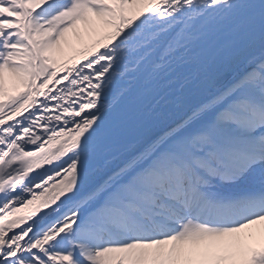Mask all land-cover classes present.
Returning a JSON list of instances; mask_svg holds the SVG:
<instances>
[{"label":"bare ground","instance_id":"1","mask_svg":"<svg viewBox=\"0 0 264 264\" xmlns=\"http://www.w3.org/2000/svg\"><path fill=\"white\" fill-rule=\"evenodd\" d=\"M114 1L119 3L124 9L132 7L134 12L140 9H147V14L157 11L163 3L162 0H157L148 6L149 0H99V4L104 3L106 7L104 6L95 14L77 23L71 30L64 33L60 39L53 40L48 33L44 32L42 38L48 45V52L59 57H62V55L69 57L73 51L81 49V46L86 41H90L105 32L107 30L106 22L113 16L111 11H109L111 9L108 3ZM145 22L146 19L141 18L126 29L122 28L121 36L129 34L131 30L140 29ZM139 32H135L136 35ZM165 36L167 35L160 33L159 36H155V39L159 40ZM262 48H264V42ZM251 49H246L241 54L239 64L236 65L237 62L227 64L225 67L219 68L215 74L225 70L232 74L240 65L245 63L246 58L250 57L248 56L249 54L251 55L255 52ZM263 55L264 53L262 52L258 53L259 57H263ZM86 58L74 61L73 68ZM14 59L18 62L20 56H16ZM71 70H73L71 67L67 69V71ZM18 74L17 69H11L9 72L0 71V82L15 83ZM236 77L237 75L233 79L236 80ZM210 87L211 81L201 86L205 90ZM38 94L43 96L41 91ZM195 99H199V96L195 95L192 100ZM173 117L179 118L178 115L173 114L169 119ZM167 125L165 123L162 124L160 120L156 124L157 127L152 130H147L142 134L138 133L137 135L143 137L141 142L120 157H117L114 162H103V167L100 171L89 174L78 186H66L62 183L63 178H59L57 182L54 180V182H46L36 187L33 189H37L36 192H28L26 199L20 198L18 201L13 200L5 203L0 209V264H31L30 261H26V258L32 250L24 243L36 235L38 229H40L41 220L56 218L59 210H61V203L65 202L69 197H80L83 192L100 183V180L107 176L111 169L121 166V159L142 150V147L148 141L153 140L156 137L155 135L162 132ZM7 131L2 130V133L8 134ZM4 156L5 154L2 150L0 159ZM31 165H33L31 167H35L34 164L31 163ZM70 177L72 180L77 178L73 175ZM68 190H70L69 195L66 194ZM262 254H264V219L243 227L239 232L225 233L222 236L212 237L197 244L181 243L176 246L168 242L158 246L136 245L125 250H107L98 252L95 255L85 250V257L91 261V264H264V257L261 258Z\"/></svg>","mask_w":264,"mask_h":264},{"label":"rangeland","instance_id":"2","mask_svg":"<svg viewBox=\"0 0 264 264\" xmlns=\"http://www.w3.org/2000/svg\"><path fill=\"white\" fill-rule=\"evenodd\" d=\"M13 2L11 5H7L5 12L10 16L9 23H11V28L13 29V32L9 34V38L18 37L19 33L21 32V29L25 26V20H26V14L24 13V10L20 3H22L20 0H9ZM104 1V0H102ZM151 4L154 1L157 0H149ZM88 3L89 0L86 2H81L80 0H77V2L74 3L71 12H70V18L69 20H72L74 18L81 17L82 14L84 15L88 10ZM96 5L103 8L106 5L99 4V0H96ZM108 6L113 14V17L110 19V22H107V30L105 32H102L98 37L86 41L81 47V49L77 51H73L69 57L66 55H62V57H57L55 55H50V53L45 50L46 45L43 43V39H39L35 37V39L31 40V45L29 53L25 55L22 61L19 63H13L12 65L9 64V66L18 67L20 71V75L17 76V80L15 83H6V82H0V115L2 112H6V108L8 107L7 112H11L13 109L21 108V105H24L26 102L30 101L33 92H35V83L38 80L36 69L40 71L41 76L43 75L46 77V79L43 77V81L47 80V82L52 80V76H49L48 72L49 70L53 71L55 73L56 70H60V68L66 67L70 62L77 59L78 57L84 56L91 51H95V49L100 46L104 45L105 43L111 42L109 41L110 38L115 39L116 36L119 34V28L120 26L125 27L126 25L130 24L133 20L137 19L140 15H143L146 12V9H140L136 12H133L128 8H122L118 3L116 2H109ZM87 14V13H86ZM85 14V15H86ZM65 18H61L59 20H53L52 26L54 28H59L63 21H65ZM208 41L210 38L207 39ZM42 41V42H41ZM43 44V46H42ZM44 47V48H43ZM52 56V57H50ZM7 72V71H5ZM52 73V72H51ZM52 73V75L54 74ZM6 112V113H7ZM1 117V116H0ZM62 230V227L54 228L51 227L49 232L50 236L49 238H38V240L32 239L29 245L33 248H36L37 250L39 248H42V252L40 254H31V258L36 259L37 261H41L44 263L45 261H48L46 258H49V260H59L64 261L63 264H76L74 261L75 257L78 255V248L74 244L73 248L70 246L67 242H60L57 241L58 245L54 244L56 248H60L58 251H62L64 253H68L65 255L59 254V252L54 249L53 244L51 243V240L60 235V232ZM48 232V233H49ZM62 233H69L70 231H64ZM61 233V234H62ZM76 252V253H75ZM41 256V257H40ZM77 256V258H78ZM38 261V262H39ZM44 264H56V262H45ZM77 264H81L80 262Z\"/></svg>","mask_w":264,"mask_h":264},{"label":"water","instance_id":"3","mask_svg":"<svg viewBox=\"0 0 264 264\" xmlns=\"http://www.w3.org/2000/svg\"><path fill=\"white\" fill-rule=\"evenodd\" d=\"M30 176H28L27 178H29Z\"/></svg>","mask_w":264,"mask_h":264}]
</instances>
